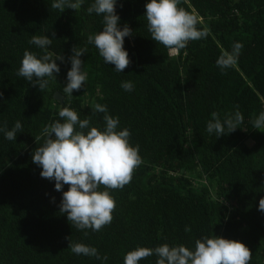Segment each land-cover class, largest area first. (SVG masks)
I'll list each match as a JSON object with an SVG mask.
<instances>
[{
  "label": "trees",
  "instance_id": "obj_1",
  "mask_svg": "<svg viewBox=\"0 0 264 264\" xmlns=\"http://www.w3.org/2000/svg\"><path fill=\"white\" fill-rule=\"evenodd\" d=\"M92 2L61 11L54 0H0V127L22 125L12 141L0 132V264H124L137 247L194 248L212 236L242 242L249 264H264V212L258 210L264 129L252 124L264 111V0H181L179 7L197 14L207 36L175 56L151 38L147 0H117L119 24L132 30L123 45L131 63L121 73L87 42L103 28L102 16L87 13ZM34 35L52 38L48 51L63 57L45 90L17 75L26 50L43 54L29 43ZM234 42L244 45L238 63L222 71L216 60ZM74 47L87 49L80 59L88 78L69 97L63 87ZM123 81L134 90L125 91ZM97 103L130 131L142 163L127 185L109 190L113 219L94 232L76 229L60 212L68 185L56 191L32 154L44 143V128L61 119L62 107L103 128ZM236 110L244 119L235 131L220 137L206 131L213 113L223 120ZM75 243L97 248L107 260L74 254Z\"/></svg>",
  "mask_w": 264,
  "mask_h": 264
},
{
  "label": "clouds",
  "instance_id": "obj_2",
  "mask_svg": "<svg viewBox=\"0 0 264 264\" xmlns=\"http://www.w3.org/2000/svg\"><path fill=\"white\" fill-rule=\"evenodd\" d=\"M84 3L85 0H54L52 7L61 11L66 8L77 10ZM180 3L181 0H147L145 4L144 16L151 38L174 54L185 49L189 41L207 36L206 30L197 27V14L179 7ZM116 6L117 0H93L87 13L102 16L103 28L89 34L87 42L95 46L105 64L114 65V70L121 73L131 63L123 45L124 39L132 35V30L127 25L120 26ZM29 43L41 49L43 54L26 50L17 75L45 90L50 82L56 81L54 73L60 72L56 61L63 62V57L53 58L48 51L52 38L47 35H34ZM243 47L241 42H234L231 51H222L216 60L217 67L223 71L236 66ZM86 51V48L74 47L69 57L71 67L63 87V93L69 97L87 81L88 74L83 70L80 59ZM121 87L127 92L134 90L131 81H123ZM93 107L95 112L104 114L103 128L92 126L87 118L79 119L78 112L71 107H62L58 112L61 119L44 128V143L34 151L32 161L40 166L42 178L54 181L56 191L68 185V190L62 192L59 205L67 220L78 230L95 232L113 219L116 202L109 190L127 185L142 160L139 146L130 143V131L120 128L119 118L109 115L106 105L97 103ZM243 119L239 110L226 115L223 120L213 113L206 124V131L220 137L235 131ZM252 124L255 129H264V111L255 117ZM21 128V122L16 121L10 130L0 127V132L12 141ZM258 210L264 212V198L260 199ZM71 251L76 255L107 260L106 256L100 257L97 248L83 243L73 244ZM153 255L158 258L156 264H249L251 260L250 250L242 242L216 236L196 240L194 248L168 244L155 248L137 247L128 251L123 260L124 264H139L142 259Z\"/></svg>",
  "mask_w": 264,
  "mask_h": 264
},
{
  "label": "water",
  "instance_id": "obj_3",
  "mask_svg": "<svg viewBox=\"0 0 264 264\" xmlns=\"http://www.w3.org/2000/svg\"><path fill=\"white\" fill-rule=\"evenodd\" d=\"M55 97L58 98V99L62 98V96L59 93H55Z\"/></svg>",
  "mask_w": 264,
  "mask_h": 264
},
{
  "label": "rangeland",
  "instance_id": "obj_4",
  "mask_svg": "<svg viewBox=\"0 0 264 264\" xmlns=\"http://www.w3.org/2000/svg\"><path fill=\"white\" fill-rule=\"evenodd\" d=\"M170 55H171V56H175V54H174V53H171V52H170Z\"/></svg>",
  "mask_w": 264,
  "mask_h": 264
}]
</instances>
